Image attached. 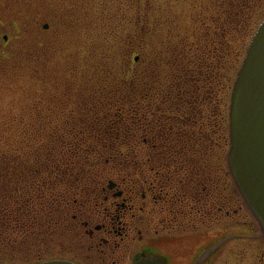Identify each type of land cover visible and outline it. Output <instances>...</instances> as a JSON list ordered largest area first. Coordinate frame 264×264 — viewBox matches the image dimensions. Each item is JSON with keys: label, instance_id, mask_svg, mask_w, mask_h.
<instances>
[{"label": "trees", "instance_id": "trees-1", "mask_svg": "<svg viewBox=\"0 0 264 264\" xmlns=\"http://www.w3.org/2000/svg\"><path fill=\"white\" fill-rule=\"evenodd\" d=\"M82 11L87 14L85 22H91L93 15H98L97 11ZM64 15L72 20V17L78 19L79 14L73 16L66 11ZM125 19L133 21L134 17L125 16ZM64 21L67 26L80 23H72L67 18L61 23ZM249 27L242 33L245 37L250 34ZM96 34L99 39H95ZM239 34L234 31V37L238 38ZM88 39L91 42L88 45L72 43L77 48L69 52L71 59L63 65H47L49 58L55 55H47L50 56L48 60L40 65V69L55 72L54 82L62 88L45 92L40 87L42 95L56 96L63 105L47 109L32 103L31 127L23 128V137L17 139L15 147L8 141L11 148H0V260L33 263L44 259L67 235L63 223L70 217L72 206L80 200L84 189L99 181L101 171L110 168L107 166L118 157L126 164L138 163L140 149L134 141L135 148L139 149L136 151L129 141L132 135L140 138L136 133L142 113L139 105L130 106L137 98L139 103L141 97L151 99L148 101L153 103L154 113L157 112L154 110L166 108L163 115L171 117L170 120L163 115L155 117L154 130L142 138L151 146L143 150L148 162L155 157L178 158L177 168L186 167L194 172L198 167L196 160L201 158L196 155L199 151L198 154L204 155L203 165L213 157L220 161L222 193H235L229 186L225 163L227 102L232 73L243 48L236 53L233 48L224 50L218 55L223 56L220 62L212 63V70L203 65L201 46H197V54L185 64L180 62L185 52L179 51L178 57L171 55V60L160 68L153 65L154 59L148 58L144 67L128 69L119 57L125 55L126 43L114 52V42L108 40L102 29ZM30 55L33 59L27 61L31 79L38 85L50 83L53 78L34 75L40 62H37V52ZM136 55L141 59L140 54ZM86 56H91L89 65L83 61ZM70 60L75 64L69 63ZM68 65L76 71L74 75L64 74ZM97 67L102 78L95 71ZM162 68L167 71L163 73ZM211 71L214 77L211 81L208 79L207 87L205 80ZM184 124L187 128L176 129ZM131 151L136 154L134 159L130 158ZM183 155L187 159L183 160Z\"/></svg>", "mask_w": 264, "mask_h": 264}, {"label": "rangeland", "instance_id": "rangeland-1", "mask_svg": "<svg viewBox=\"0 0 264 264\" xmlns=\"http://www.w3.org/2000/svg\"><path fill=\"white\" fill-rule=\"evenodd\" d=\"M79 1L0 0V24L5 25L1 33L8 35L7 41H2V37H0V49L5 47L9 53L7 72L5 74L0 73V148H5L6 146L9 148H11L10 146L15 147V144L17 145L18 143L17 139L23 137H21L23 128L31 127L29 120L32 115V103L35 107H47V109L63 105V102L56 96L50 97L41 93L40 87L45 92L62 89L60 85L54 82V71L51 69H40L43 60H48V57H50L47 55H55L47 61L49 67L57 63L63 65L68 59H71V54L68 55L69 52L73 48H77V45L73 44L75 42L82 45L90 44L89 36L98 29H102L106 36H108V40L114 42V52L117 51L118 46L121 47V44H127L128 48L125 55L122 57L120 55L119 57L120 60L125 61L124 64L128 69H140L144 67L143 64L148 58L154 59L153 65L156 68H160L162 64L171 60V55H175V58L178 57L179 51L185 52L180 61L185 64L195 57V54H197L196 48L201 46L200 51L204 54L202 59H205L203 65H205V69L212 70L214 67L212 63L214 61L216 64L220 62L223 56L219 57L218 55L220 53L223 54L224 50L230 51L229 49L233 48V51L236 53V50H239L240 47L243 48V45L248 42L245 34L242 35L244 29L249 25L251 31L255 29L257 23L264 15V3L262 6L260 5L262 0ZM240 6L242 8L238 10ZM82 10L97 11L98 15L96 17L94 14V20H91V22H88V20L85 22L83 19L87 14ZM66 11L69 12V15L72 14L73 16L79 14L78 19L72 17L71 20L69 17H66L64 15ZM88 15L91 17L90 12ZM125 16L127 18L131 17V19L134 17V19L131 21L125 19ZM64 18H67L72 23H80L79 25L73 24L72 26H67L66 21L61 23ZM46 23L50 25V28L49 26L48 28L43 27ZM234 31L235 33H240L238 38L234 37ZM94 37H96L95 39H99L98 34ZM202 46H204V49ZM34 52H37V62H40L38 68L36 67L34 75L53 78L50 83L46 81L45 84L38 85L29 76L30 71L27 60L31 61L33 59V56L30 54ZM136 54H140L141 59ZM83 61L86 65H89L91 56L84 57ZM69 63L73 65L75 61L70 60ZM145 63H148L147 60ZM190 63L192 62L190 61ZM95 69L98 77H100V68L97 67ZM160 70L163 73L167 71L166 68ZM169 70H175V68H170ZM212 72L205 80V83L212 80ZM67 73L74 75L76 71H73L71 65H68L64 74ZM206 84L209 87V84ZM149 95H152V93ZM38 97H42V99ZM140 100V103L138 102V98L130 103L132 108L139 105L142 113V120L139 122L140 127L136 133L139 134L140 138L132 135L129 141L134 148L137 146L142 151L145 164L141 171H153V173L180 171L176 169L179 164L178 158L167 157L165 159L163 157H155L151 162H148L147 154L144 155L145 151L143 153V150L151 149V146L142 138L148 132L154 130L155 126L152 124V121H155V117L163 115L166 108L154 110L157 111L154 113L151 109V104L153 103L148 101L151 99L141 97ZM163 118H169L170 120L171 117L168 114L167 117L163 115ZM173 120L172 122L174 123ZM184 127L187 128V125L184 124L176 129L181 130ZM155 139L152 138L151 140ZM134 141L136 143L135 146L133 144ZM139 149H136V151ZM198 153L200 152L198 151ZM198 153L196 154L199 155L197 157H201L200 159L203 162L202 156L204 155ZM134 154V152H130L131 159L135 158L136 154ZM185 155L183 156L187 159ZM138 159L139 157L137 156ZM121 160L118 157L115 162H111L112 165H108L107 167L111 166L115 170H120L122 176L126 177L127 180L133 179L139 172V162L136 163L135 159L134 162L136 164L132 165L126 164ZM207 166L209 167L208 163L205 165V168ZM111 167L107 168V170L112 169ZM169 169L172 170L169 171ZM229 181V186L232 187L231 180L229 179ZM228 192L225 191V193ZM230 204L228 208L231 211V215L233 217L236 216L237 219L241 218L244 214L243 211L233 213L234 208L242 205L241 200L238 199L236 201L233 199ZM242 208L246 211L244 207ZM191 216L193 217V215ZM193 220L189 219L187 221L186 219L184 223V226L187 227L186 233H188L187 240L189 241L184 243L188 244L190 256H192L194 249L204 240H208L214 232L213 225L209 226V216ZM221 220L222 224L220 228L223 231L230 223L229 218H225V214ZM173 222L171 221V223ZM175 227L176 230L180 231L181 228ZM181 243L179 242L180 245ZM179 251L181 250L179 249ZM49 252V257L59 253L56 247ZM225 258V254H220L212 264H228L229 262H226ZM175 261L180 263L181 258L177 257Z\"/></svg>", "mask_w": 264, "mask_h": 264}, {"label": "flooded vegetation", "instance_id": "flooded-vegetation-1", "mask_svg": "<svg viewBox=\"0 0 264 264\" xmlns=\"http://www.w3.org/2000/svg\"><path fill=\"white\" fill-rule=\"evenodd\" d=\"M4 27L0 24V37L7 41L8 35L1 33ZM8 55L5 47L0 49V73L7 72ZM138 157L140 168L133 179L127 180L115 168L105 169L99 181L83 190L63 223L68 233L55 246L59 253L49 258L80 264H134L141 256L155 255L165 258L161 264H191L208 242L228 237L204 264H212L220 254L226 255L228 264H264V237L250 215L242 205L233 209V213L244 212L241 218L231 215L228 205L238 197L231 191L222 193L219 160L210 158L205 168L197 159L194 172L180 167L178 172L153 173L141 171L145 164L141 150ZM224 214L230 224L222 231ZM203 216H209L214 232L190 256L184 223Z\"/></svg>", "mask_w": 264, "mask_h": 264}, {"label": "water", "instance_id": "water-1", "mask_svg": "<svg viewBox=\"0 0 264 264\" xmlns=\"http://www.w3.org/2000/svg\"><path fill=\"white\" fill-rule=\"evenodd\" d=\"M47 27V24H45ZM229 144L225 155L233 184L259 235L264 237V17L257 25L233 79L228 105ZM228 237L206 244L192 264H204ZM165 258L144 255L134 264H161ZM0 264H13L1 262ZM32 264H78L48 259Z\"/></svg>", "mask_w": 264, "mask_h": 264}]
</instances>
